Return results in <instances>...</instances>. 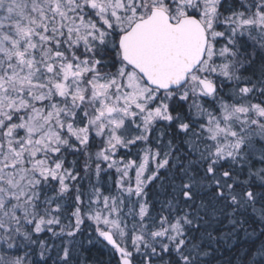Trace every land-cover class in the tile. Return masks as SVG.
<instances>
[{"label": "snow or ice", "instance_id": "snow-or-ice-1", "mask_svg": "<svg viewBox=\"0 0 264 264\" xmlns=\"http://www.w3.org/2000/svg\"><path fill=\"white\" fill-rule=\"evenodd\" d=\"M0 264H264V0H0Z\"/></svg>", "mask_w": 264, "mask_h": 264}, {"label": "trees", "instance_id": "trees-1", "mask_svg": "<svg viewBox=\"0 0 264 264\" xmlns=\"http://www.w3.org/2000/svg\"><path fill=\"white\" fill-rule=\"evenodd\" d=\"M97 255H99V254H97ZM100 259H101V260H104V259H106V257H100Z\"/></svg>", "mask_w": 264, "mask_h": 264}]
</instances>
